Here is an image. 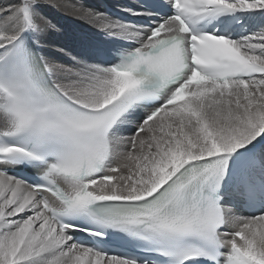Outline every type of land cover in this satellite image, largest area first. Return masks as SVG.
Returning a JSON list of instances; mask_svg holds the SVG:
<instances>
[{
    "label": "snow or ice",
    "instance_id": "snow-or-ice-1",
    "mask_svg": "<svg viewBox=\"0 0 264 264\" xmlns=\"http://www.w3.org/2000/svg\"><path fill=\"white\" fill-rule=\"evenodd\" d=\"M0 264H264V0H0Z\"/></svg>",
    "mask_w": 264,
    "mask_h": 264
},
{
    "label": "bare ground",
    "instance_id": "bare-ground-1",
    "mask_svg": "<svg viewBox=\"0 0 264 264\" xmlns=\"http://www.w3.org/2000/svg\"><path fill=\"white\" fill-rule=\"evenodd\" d=\"M73 3H80L81 0H72ZM82 2L92 5L93 7H101L102 3H106L110 7L113 4L132 3V0H82ZM110 3V4H109ZM48 19L55 25V30L50 36V41L53 46L64 45L72 47L74 50H79V46L84 43H92L108 47V42L91 27L86 20L80 19L71 10H55L47 11Z\"/></svg>",
    "mask_w": 264,
    "mask_h": 264
},
{
    "label": "rangeland",
    "instance_id": "rangeland-1",
    "mask_svg": "<svg viewBox=\"0 0 264 264\" xmlns=\"http://www.w3.org/2000/svg\"><path fill=\"white\" fill-rule=\"evenodd\" d=\"M109 4H110V3H109ZM110 5L114 6L113 4H110Z\"/></svg>",
    "mask_w": 264,
    "mask_h": 264
}]
</instances>
